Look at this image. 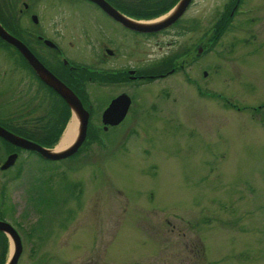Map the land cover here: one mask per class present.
Masks as SVG:
<instances>
[{"label":"rangeland","instance_id":"374dc122","mask_svg":"<svg viewBox=\"0 0 264 264\" xmlns=\"http://www.w3.org/2000/svg\"><path fill=\"white\" fill-rule=\"evenodd\" d=\"M235 2L193 0L184 15L198 19L192 39L146 36L156 59L157 41L198 38L204 47L192 70L145 86L156 108L103 129L92 93L88 137L62 159L0 137V165L18 152L0 168V218L22 239L17 264H264V0H243L230 15ZM1 56L0 121L35 129L46 100Z\"/></svg>","mask_w":264,"mask_h":264},{"label":"flooded vegetation","instance_id":"af4514ba","mask_svg":"<svg viewBox=\"0 0 264 264\" xmlns=\"http://www.w3.org/2000/svg\"><path fill=\"white\" fill-rule=\"evenodd\" d=\"M106 1L116 10L135 19L156 16L149 15L150 7L140 5L141 0ZM242 1L236 0L233 10H229L228 14H233ZM192 2L193 0L175 21L154 31L127 26L95 0H0V23L8 32L22 40L49 70L76 92L88 110L89 118L93 105L88 97L96 93L95 97L101 101L102 126L107 129L120 124L133 110L140 113L147 107L149 110L157 107L156 101L148 102L144 93L145 86L151 81L188 67L192 70L193 64L199 59V49L204 48L198 38L188 42L176 39L157 41L158 47L164 49L157 59L150 56L156 54L149 53L150 47H145L147 43L144 42L146 36L158 34H171L176 38L191 35L192 39V33L198 28V19L195 16L189 20L184 19ZM67 7L72 8L71 17ZM81 7L87 9L85 14H80ZM225 21L222 13L215 25L225 24ZM0 54L8 55L16 70L21 71L23 68L29 77L30 88L35 89V96L40 95L44 89L48 94L51 92L41 86L42 80L22 52L1 35ZM1 59L2 56L0 83L7 71ZM202 73L207 75V69H203ZM188 77L196 82L190 75ZM104 92H110L111 96L106 98ZM121 94L128 100L126 115L119 123L109 124L105 128L102 113L111 100ZM0 124L4 125L1 121Z\"/></svg>","mask_w":264,"mask_h":264},{"label":"water","instance_id":"95a60500","mask_svg":"<svg viewBox=\"0 0 264 264\" xmlns=\"http://www.w3.org/2000/svg\"><path fill=\"white\" fill-rule=\"evenodd\" d=\"M95 1L100 3L105 10H107L116 18L120 19L127 26L144 31H154L164 28L175 21L184 12L191 0H177L174 5L165 13V15L163 14L164 16L161 15L162 17H159L157 19L148 20L129 17L116 10L106 0ZM0 35L8 42L15 45L22 52L27 62L37 73L39 78L64 99L71 112L69 119L72 118L73 115H76L79 122L76 138L66 148L59 151H55L53 149L54 146H45L37 140L18 134L2 124H0V137L21 148L34 150L45 158L61 159L71 155L79 148L86 137L87 125L89 120L88 110L84 107L80 97L76 94V92L57 75H55L51 70H49L33 54V52L22 40L8 32L1 25V23ZM199 51L201 52V48L199 49ZM127 109L128 100L126 99V96H124V94L113 98L108 107H106L104 112L102 113V120L105 123V128L108 127L109 124L119 123L126 115ZM17 156V151L10 152L0 165V168L5 169L13 165ZM0 231L4 232L13 244V250L4 264H17L22 251V239L19 232L13 224L2 218H0Z\"/></svg>","mask_w":264,"mask_h":264},{"label":"trees","instance_id":"16d2710c","mask_svg":"<svg viewBox=\"0 0 264 264\" xmlns=\"http://www.w3.org/2000/svg\"><path fill=\"white\" fill-rule=\"evenodd\" d=\"M175 2L176 0H141L140 5H145L147 7H150L149 15H158L160 14V12H163L164 10L168 9ZM224 25L225 24H220L215 27L216 31L214 36H218L224 30L225 28ZM40 82L42 87H46L51 91L48 94L47 91L44 89L40 94L41 97L39 101L43 102L44 100H46V104H47L45 112L39 117L40 124L38 127L32 130L20 128L19 130L20 132L17 131L15 132L23 136H26L28 138L37 140L38 142H40L45 146H52L57 141L62 129L64 128L70 116V109L66 104V102L64 101V99L56 91H54L51 87L50 89L46 83L42 81ZM6 127L13 131L15 130L10 126L6 125ZM88 128H89V123H88ZM86 137H88V133ZM17 148L21 149L18 146ZM8 239L9 238L7 237V235L4 232L0 231V256L2 258L3 256L1 251L3 250V247H6V244L8 245L9 243ZM2 263H3V259L0 260V264Z\"/></svg>","mask_w":264,"mask_h":264},{"label":"bare ground","instance_id":"6f19581e","mask_svg":"<svg viewBox=\"0 0 264 264\" xmlns=\"http://www.w3.org/2000/svg\"><path fill=\"white\" fill-rule=\"evenodd\" d=\"M78 125H79L78 118L76 115H73L72 118H70L69 121L67 122L61 134L59 142L57 143V145L56 144L54 145L53 149L55 151L62 150L66 148L70 143H72V141L77 136L78 127H79ZM87 129H88V125H87Z\"/></svg>","mask_w":264,"mask_h":264}]
</instances>
